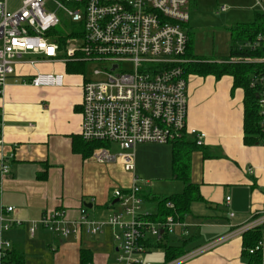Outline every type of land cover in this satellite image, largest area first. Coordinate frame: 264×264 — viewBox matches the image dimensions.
Wrapping results in <instances>:
<instances>
[{
	"label": "crops",
	"instance_id": "obj_1",
	"mask_svg": "<svg viewBox=\"0 0 264 264\" xmlns=\"http://www.w3.org/2000/svg\"><path fill=\"white\" fill-rule=\"evenodd\" d=\"M191 48L195 56L208 60L223 61L230 54L208 52L211 55L204 56L192 40ZM54 71L65 74L63 86L34 87L18 81L22 75ZM17 72L0 92V200L15 206L14 217L23 220H37L56 209L64 210L70 221L78 220L83 208L99 221L120 212L113 192L131 185V172L122 162L102 163L92 155L85 158L73 147L81 138L85 71L40 61L35 66L19 64ZM187 78V126L207 136L193 150L189 169V181L198 187L201 199L194 200L180 219L186 226L167 236V242L182 247L185 253L229 235L264 210V146L244 142V90L234 87L230 75L217 78L190 73ZM134 153L140 181L141 176L168 183L178 180L183 188L169 194L182 192L185 183L174 177L171 144L141 143ZM3 158L10 167L8 173H2ZM124 174L131 176L130 183L125 182ZM146 201L150 209L143 206V211L157 213V201L150 197ZM89 235L83 231L65 238L39 228L30 236L25 225L7 233L12 251L22 254L25 264H81L82 248L91 250L92 264H115L112 228H105L97 237ZM156 241L149 239L147 252ZM261 245L264 252V232ZM243 250V235L237 234L183 264H248Z\"/></svg>",
	"mask_w": 264,
	"mask_h": 264
},
{
	"label": "built area",
	"instance_id": "obj_2",
	"mask_svg": "<svg viewBox=\"0 0 264 264\" xmlns=\"http://www.w3.org/2000/svg\"><path fill=\"white\" fill-rule=\"evenodd\" d=\"M189 2L20 0L17 9L12 10L9 0H0V92L9 77L18 76L19 64L102 63L92 77H84L80 135L85 141L117 143L118 155L103 146L92 156L102 163L120 159L125 170L132 174L129 187H118L113 192L121 211L104 221L91 218L85 208L75 221L68 220L61 209L47 212L37 220H23L14 217L15 206L0 200V264H4L12 249L7 233L15 226H27L30 236L43 228L65 238L83 231L95 235L110 227L117 253L115 264H151L135 254L147 251L149 239L159 240L163 232L170 234L186 226L173 216L152 221L147 216L149 212L143 211V189L135 173L134 149L141 143L167 144L184 137H191L202 146L206 139V132L187 126L188 78L182 64L189 42L185 28L190 19ZM256 4L264 10V0H257ZM60 11L72 26L61 34L58 33L63 25ZM259 38L264 40V35ZM64 79L63 73L38 72L22 75L18 81L34 87H60ZM261 80L258 105L264 146V76ZM255 82L252 81V86ZM6 161L2 159V173L10 170ZM166 205L174 208L172 202ZM255 228L264 232V210L229 235L166 264H183L231 236ZM257 250L262 251L261 242L250 253Z\"/></svg>",
	"mask_w": 264,
	"mask_h": 264
},
{
	"label": "trees",
	"instance_id": "obj_3",
	"mask_svg": "<svg viewBox=\"0 0 264 264\" xmlns=\"http://www.w3.org/2000/svg\"><path fill=\"white\" fill-rule=\"evenodd\" d=\"M232 45L229 56L223 61L208 60L197 57L191 51V38L189 37L188 47L185 57H190V61L183 63L185 75L195 73L201 76L214 75L220 78L224 75L233 77L234 87L244 90V142L248 145L262 144L263 131L260 126V113L258 96L263 87L261 78L264 76V40H259L264 35V16L257 14L254 22L249 24H239L229 28ZM61 34L60 31H58ZM240 43H250L253 47L246 49L239 47ZM67 68L72 71H84L85 63L70 62ZM256 80L252 86V81ZM1 136V124H0ZM105 142L85 141L78 138L74 142V150L80 152L85 158L93 155L94 151L105 146ZM172 145V163L174 177L185 183L184 189L180 193L167 197L153 196L157 201L158 212L149 213L147 216L152 221H163L168 216L174 219H183L190 211V204L197 199H201L198 187L189 181V169L191 154L196 147L195 141L189 137L174 141ZM172 202L174 208H169L166 203ZM171 234V233H170ZM169 233L163 232L160 239L156 241V247H162L165 252L166 263L177 259L185 254L182 247L171 245L167 242ZM263 231L255 228L243 233V253L248 256V264H264V252L257 250L250 253L262 240ZM166 239V240H165ZM93 257L90 249H81V264H92ZM4 264H25V258L17 251H9Z\"/></svg>",
	"mask_w": 264,
	"mask_h": 264
},
{
	"label": "rangeland",
	"instance_id": "obj_4",
	"mask_svg": "<svg viewBox=\"0 0 264 264\" xmlns=\"http://www.w3.org/2000/svg\"><path fill=\"white\" fill-rule=\"evenodd\" d=\"M256 3L257 0H190L187 6L190 19L185 25V28L194 45L198 48L199 53L204 56L211 54L225 56L229 54L230 46L232 45L229 28L239 24L254 22L257 14L264 16L263 8ZM9 5L12 10H15L20 5V0H9ZM222 6H226L228 9L221 11L220 8ZM58 14L63 21V25L60 26L59 31L65 33L72 27L70 20L63 12L60 11ZM238 46L246 49L253 47L250 43H240ZM102 65V63H88L84 69V76L92 77L93 71ZM108 148L111 154L114 155H118L120 151L117 143H111ZM117 162L119 163L121 160L117 159L114 161V163ZM123 179L125 182H131V176L129 174H124ZM146 181L150 182L146 183ZM177 181L173 180L168 183L166 181H156L155 179L147 180V178L141 176L140 184L145 199L144 208L150 209V203L146 201L149 197L152 198L154 195L167 197L172 192L181 191L183 185L180 188L179 184L181 182ZM174 184L177 186V189L173 188ZM93 218L98 220L96 217ZM99 234L95 235L98 236ZM95 235L90 234L89 236L94 237ZM135 257L141 259L144 263L166 264L165 252L162 247L155 246L149 252L145 251L135 254Z\"/></svg>",
	"mask_w": 264,
	"mask_h": 264
},
{
	"label": "bare ground",
	"instance_id": "obj_5",
	"mask_svg": "<svg viewBox=\"0 0 264 264\" xmlns=\"http://www.w3.org/2000/svg\"><path fill=\"white\" fill-rule=\"evenodd\" d=\"M259 40H261V39H259Z\"/></svg>",
	"mask_w": 264,
	"mask_h": 264
},
{
	"label": "water",
	"instance_id": "obj_6",
	"mask_svg": "<svg viewBox=\"0 0 264 264\" xmlns=\"http://www.w3.org/2000/svg\"><path fill=\"white\" fill-rule=\"evenodd\" d=\"M161 232H163V231H161Z\"/></svg>",
	"mask_w": 264,
	"mask_h": 264
}]
</instances>
